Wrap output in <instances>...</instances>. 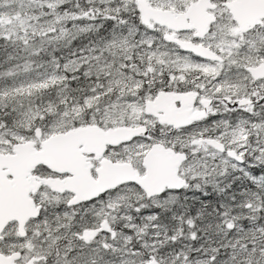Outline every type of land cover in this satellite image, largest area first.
<instances>
[{
    "label": "snow or ice",
    "instance_id": "1",
    "mask_svg": "<svg viewBox=\"0 0 264 264\" xmlns=\"http://www.w3.org/2000/svg\"><path fill=\"white\" fill-rule=\"evenodd\" d=\"M0 264H264V0H0Z\"/></svg>",
    "mask_w": 264,
    "mask_h": 264
}]
</instances>
